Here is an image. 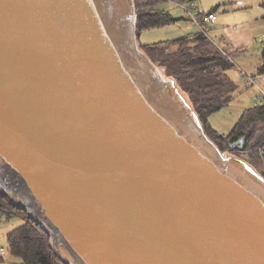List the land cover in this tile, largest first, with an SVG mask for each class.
<instances>
[{
	"label": "water",
	"instance_id": "95a60500",
	"mask_svg": "<svg viewBox=\"0 0 264 264\" xmlns=\"http://www.w3.org/2000/svg\"><path fill=\"white\" fill-rule=\"evenodd\" d=\"M136 31L132 0H0V190L68 264H264V178Z\"/></svg>",
	"mask_w": 264,
	"mask_h": 264
},
{
	"label": "trees",
	"instance_id": "16d2710c",
	"mask_svg": "<svg viewBox=\"0 0 264 264\" xmlns=\"http://www.w3.org/2000/svg\"><path fill=\"white\" fill-rule=\"evenodd\" d=\"M134 1L138 34L143 29L164 26L178 20L169 10L159 7V3L164 0ZM140 46L163 71L175 79L203 123L206 134L220 150L238 154L248 151L245 158L264 177V104L245 109L226 135L220 134L209 122L213 114L230 104L238 89L227 73L234 65L231 55L214 44L205 31L200 30ZM258 73L264 75V62L259 66ZM242 140L245 142L243 149L230 148L231 143ZM14 218H19L22 223L7 233V247L11 256L20 261L19 264H68L54 251L50 235L43 227L0 190V220ZM11 258L0 257V264H15Z\"/></svg>",
	"mask_w": 264,
	"mask_h": 264
},
{
	"label": "rangeland",
	"instance_id": "374dc122",
	"mask_svg": "<svg viewBox=\"0 0 264 264\" xmlns=\"http://www.w3.org/2000/svg\"><path fill=\"white\" fill-rule=\"evenodd\" d=\"M194 2L201 11L207 13L213 12L215 14L216 18L213 21H209L206 24L207 26L204 27L206 34L220 49L227 51L234 62V65L227 71L228 75L238 86V89L234 93V98L229 105L209 118L212 127L220 134L226 135L237 123L243 111L255 105L257 96L261 93L260 88L264 89V75L258 73L259 66L264 62L263 0H194ZM159 7L169 10L178 20L164 26L143 29L139 34L136 31L133 35L134 42L137 48L144 53L145 51L140 46L141 44L145 45L147 43L151 44L171 40L182 35L201 31L199 25L195 23L190 24L187 21L184 8L178 6L175 1H161ZM137 34L139 41L135 36ZM163 72L165 77L171 78L165 71ZM245 76L255 79L256 84L248 86ZM173 86L175 87V85ZM192 110L194 111L193 107ZM199 127L202 131L204 125L201 120ZM242 153L240 155L236 152L228 151L224 152V155L228 154L243 161L263 179L262 174L258 172L257 168L245 156H242ZM1 184L0 182V189H2ZM21 223L22 221L19 218L0 220L1 246H7V233ZM11 257V255L6 256V258ZM11 259L15 264H19L20 262L15 257Z\"/></svg>",
	"mask_w": 264,
	"mask_h": 264
},
{
	"label": "built area",
	"instance_id": "2783aa9c",
	"mask_svg": "<svg viewBox=\"0 0 264 264\" xmlns=\"http://www.w3.org/2000/svg\"><path fill=\"white\" fill-rule=\"evenodd\" d=\"M176 4L182 8H184L185 12H186V19L187 21L191 24V23H195L196 25H199L201 27V31H205V28L207 25V23L209 21H213L216 16L213 12H204L201 11L199 9V7L196 5V3L194 2V0H177L175 1ZM263 39H264V35H263ZM263 44H264V40H263ZM246 80H247V85L251 86L253 84H256V80L252 79L251 77H247L245 76ZM261 93L257 96L256 99V106H261L264 104V89L260 88ZM243 152V153H242ZM241 153L243 154L242 156L247 157L249 152L248 151H242ZM262 153H264V148L262 149ZM11 255V251L7 246L4 245H0V257L4 258L6 256Z\"/></svg>",
	"mask_w": 264,
	"mask_h": 264
}]
</instances>
